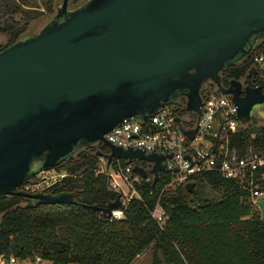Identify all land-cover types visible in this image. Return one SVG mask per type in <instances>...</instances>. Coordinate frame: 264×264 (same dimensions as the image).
Masks as SVG:
<instances>
[{
	"label": "water",
	"instance_id": "95a60500",
	"mask_svg": "<svg viewBox=\"0 0 264 264\" xmlns=\"http://www.w3.org/2000/svg\"><path fill=\"white\" fill-rule=\"evenodd\" d=\"M263 33L264 0H86L74 8L64 0L39 31L0 50V195L21 193L29 205L77 201L72 190L18 185L98 139L109 146L99 151L108 161L135 159L134 169L153 172L155 182L167 169L164 152L116 144L105 133L180 94L198 110L207 77L232 94L241 121L260 119L264 86L240 78L225 85L220 70ZM186 131L192 137L195 128ZM141 158L152 161L149 169ZM259 203L264 218V196ZM89 205L110 214L123 202L118 194Z\"/></svg>",
	"mask_w": 264,
	"mask_h": 264
},
{
	"label": "trees",
	"instance_id": "16d2710c",
	"mask_svg": "<svg viewBox=\"0 0 264 264\" xmlns=\"http://www.w3.org/2000/svg\"><path fill=\"white\" fill-rule=\"evenodd\" d=\"M39 4L53 12L57 0H0V31L8 34L0 50L24 37L22 31L30 18L41 10L35 9ZM16 11L21 17L5 16ZM260 52L264 53V36L243 57L220 70L222 83L228 85L231 79L242 78L264 86V60L254 57ZM211 90L219 92L220 88L207 77L200 92L205 95ZM186 99L180 94L170 102L175 100L194 113L186 106ZM230 137L242 149L264 147V122L252 117L231 131ZM100 150H109L103 139L80 147L53 165L65 173L48 188L72 190L75 202L29 205L21 193L0 195V253L32 261L39 255L54 264H129L151 247L153 264H264V218L235 178L204 170L191 175L195 181L192 188L179 182L160 193L170 178L162 171L155 182L151 177L144 180L147 188L142 197H131L121 217L110 218L89 205H106L120 194L110 186L106 172L96 171ZM112 160L124 164L126 158ZM149 186L154 188L152 192ZM158 198L164 208V227L149 209Z\"/></svg>",
	"mask_w": 264,
	"mask_h": 264
},
{
	"label": "built area",
	"instance_id": "2783aa9c",
	"mask_svg": "<svg viewBox=\"0 0 264 264\" xmlns=\"http://www.w3.org/2000/svg\"><path fill=\"white\" fill-rule=\"evenodd\" d=\"M254 57L263 61L264 53H256ZM241 80L244 85L247 84L242 78ZM251 84L261 83L252 81ZM201 95L198 110L190 108L186 102V106L194 113L185 110L184 105L178 102L169 101L146 116L125 117L120 124L112 126L105 134L116 144L141 146L146 151L165 153L162 161L167 169L161 170L160 173L165 171L169 173L170 178L163 183L160 193L176 183L192 179L193 173L211 170L224 177L235 178L247 190V198L252 207L261 211L259 199L264 196V147L247 146L242 149L238 144L231 142V131L236 130L243 122L238 117V104L231 93L220 89L219 92L211 90ZM188 128H195L192 137L186 131ZM112 158L108 161L105 155L100 154L104 165L98 166L96 171L106 172L110 186L120 191L123 206L113 208L108 214L110 218H118L123 215L131 197H142L143 190L147 188L144 180L149 177L153 179L154 173L149 171L148 175L144 176L135 170V159L126 160L124 164L118 160L114 164ZM142 159L144 158H141L139 163L149 169L152 161L144 159L146 161L142 162ZM58 172L60 176L65 173ZM35 185L38 188L42 186L38 181ZM148 190L152 192L154 188L149 186ZM149 209L164 227L165 214L160 198ZM36 259L41 258L37 255ZM16 260L13 254L7 257L5 253H0V264H12Z\"/></svg>",
	"mask_w": 264,
	"mask_h": 264
},
{
	"label": "rangeland",
	"instance_id": "374dc122",
	"mask_svg": "<svg viewBox=\"0 0 264 264\" xmlns=\"http://www.w3.org/2000/svg\"><path fill=\"white\" fill-rule=\"evenodd\" d=\"M57 1H58V4H56L55 10L53 12H49L48 10H46L42 4H39L38 6H36V8H35L36 10H40V9L41 10L37 11V12L35 11L36 15H34L33 17L30 18L25 30L22 31V34L27 35V34L37 32L38 30H40V28L52 17V15L56 11V9L62 5L63 0H57ZM84 1H86V0H68L67 5H68V8H74L78 5H80L81 3H83ZM1 13H2V11L0 9V14ZM9 15H11L13 18H19V17H21L22 13L20 11H16V12H7L5 14V16H9ZM263 35L264 34L260 35L259 37H261ZM7 40H8V34L4 31H0V43H5ZM176 102L177 101H175V100L172 101V103H176ZM259 118H260L259 119L260 122H264V115L260 116ZM84 145L85 144L79 145L77 149H79L80 147H83ZM77 149H75V151ZM102 165H104V162L102 160H100L99 161V167H101ZM37 176L39 177L38 182L41 185H43V184H48V183L54 181L56 178H58L60 176V174L55 167L49 166V167H45L43 169H40L37 172ZM152 253H153V251H152L151 247L146 248L129 264H153L152 263V260H153V254ZM12 264H54V262L48 258H43V259H39V260L36 259L35 261H32V260L27 259V258L26 259H18L17 258L16 262L12 263ZM157 264H168V263L165 261H162L161 263H157Z\"/></svg>",
	"mask_w": 264,
	"mask_h": 264
},
{
	"label": "flooded vegetation",
	"instance_id": "af4514ba",
	"mask_svg": "<svg viewBox=\"0 0 264 264\" xmlns=\"http://www.w3.org/2000/svg\"><path fill=\"white\" fill-rule=\"evenodd\" d=\"M64 1V0H63ZM68 2V0H67ZM63 3V2H62ZM57 4H58V1H57ZM68 7V5H67ZM59 8V7H58ZM58 8L56 9V11L58 10ZM55 11V12H56ZM39 31V30H38ZM36 32H33V33H30V34H27V35H24L25 36H28V35H31V34H34ZM264 34V33H263ZM262 35V34H261ZM264 36V35H263ZM255 70H257L255 68ZM246 83V82H245ZM177 97V96H176ZM92 143V142H91ZM88 144L90 143H86L83 147L87 146ZM78 148V147H77ZM74 153V151L72 152ZM70 155V154H69ZM43 169V168H42ZM38 172V171H37ZM37 172L33 173L29 178L25 179L24 181L20 182L19 183V187H25L29 190H36V189H44V190H47V191H52V189H49V184H44L45 186H40L39 188L35 185V183H37V181L39 180V177L37 176ZM26 199H27V196L25 195Z\"/></svg>",
	"mask_w": 264,
	"mask_h": 264
},
{
	"label": "crops",
	"instance_id": "0c3cea01",
	"mask_svg": "<svg viewBox=\"0 0 264 264\" xmlns=\"http://www.w3.org/2000/svg\"><path fill=\"white\" fill-rule=\"evenodd\" d=\"M69 264H74L73 262H70Z\"/></svg>",
	"mask_w": 264,
	"mask_h": 264
}]
</instances>
